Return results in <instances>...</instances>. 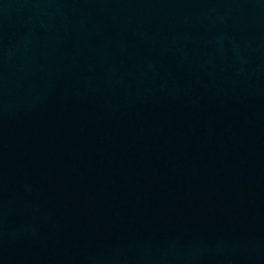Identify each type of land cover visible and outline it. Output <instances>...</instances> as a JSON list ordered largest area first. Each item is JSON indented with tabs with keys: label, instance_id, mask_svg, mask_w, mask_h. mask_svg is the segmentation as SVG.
Wrapping results in <instances>:
<instances>
[{
	"label": "water",
	"instance_id": "water-1",
	"mask_svg": "<svg viewBox=\"0 0 264 264\" xmlns=\"http://www.w3.org/2000/svg\"><path fill=\"white\" fill-rule=\"evenodd\" d=\"M0 264H264V0H0Z\"/></svg>",
	"mask_w": 264,
	"mask_h": 264
}]
</instances>
